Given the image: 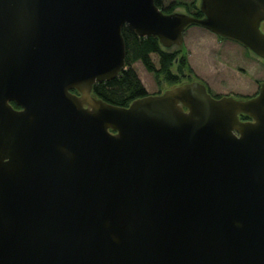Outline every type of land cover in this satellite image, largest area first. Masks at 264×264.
Listing matches in <instances>:
<instances>
[{"label": "water", "instance_id": "1", "mask_svg": "<svg viewBox=\"0 0 264 264\" xmlns=\"http://www.w3.org/2000/svg\"><path fill=\"white\" fill-rule=\"evenodd\" d=\"M200 8L0 0V264H264V81L93 94L126 69L124 26L172 48L200 25L264 61V0Z\"/></svg>", "mask_w": 264, "mask_h": 264}, {"label": "rangeland", "instance_id": "2", "mask_svg": "<svg viewBox=\"0 0 264 264\" xmlns=\"http://www.w3.org/2000/svg\"><path fill=\"white\" fill-rule=\"evenodd\" d=\"M172 1L165 0L166 4ZM175 11L187 13L184 7H178ZM262 29L264 31V24ZM180 48L182 53H187L189 68L185 75L179 73L182 83L203 81L217 98L226 95L238 98L254 96L259 84L264 81V64L257 56L240 43L222 39L200 25L189 26L184 33L183 45L170 50ZM154 60L158 65L155 54ZM177 65L178 62L172 67L174 73H178ZM134 67L150 94H158L172 87L164 75L157 78L141 62L135 63Z\"/></svg>", "mask_w": 264, "mask_h": 264}, {"label": "trees", "instance_id": "3", "mask_svg": "<svg viewBox=\"0 0 264 264\" xmlns=\"http://www.w3.org/2000/svg\"><path fill=\"white\" fill-rule=\"evenodd\" d=\"M155 3L165 13H172L178 7H184L187 13L199 18L204 16L199 0H173L168 4L165 0H155ZM122 33L126 43V69L111 81L96 83L93 87L95 96L110 104L124 107L129 106L132 101L139 97L150 95L134 67L137 62H141L157 78L164 75L171 86L182 83L179 73L185 75L186 70L189 69L187 53H182V48L171 51L170 48H165L158 38L140 37L127 26L123 27ZM154 54L158 57V65L154 60ZM259 60L264 64L262 59L259 58ZM177 62L178 73H174L172 67ZM209 91L211 92L210 89ZM241 119L248 120L250 118L243 114Z\"/></svg>", "mask_w": 264, "mask_h": 264}, {"label": "flooded vegetation", "instance_id": "4", "mask_svg": "<svg viewBox=\"0 0 264 264\" xmlns=\"http://www.w3.org/2000/svg\"><path fill=\"white\" fill-rule=\"evenodd\" d=\"M262 26H263V25H262ZM259 88H260V84H259V86H258V90L255 92L256 94L259 92ZM255 93H254V95H256ZM252 96H253V95H252ZM249 97H251V96H249ZM14 104H15V105H14ZM13 105H14V107H15L16 109H21V107H19V106H18L16 103H14V102H13Z\"/></svg>", "mask_w": 264, "mask_h": 264}]
</instances>
